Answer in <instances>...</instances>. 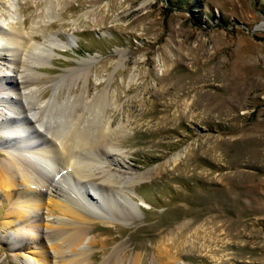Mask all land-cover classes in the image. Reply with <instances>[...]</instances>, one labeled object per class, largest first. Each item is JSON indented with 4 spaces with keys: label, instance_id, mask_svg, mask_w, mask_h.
Wrapping results in <instances>:
<instances>
[{
    "label": "rangeland",
    "instance_id": "1",
    "mask_svg": "<svg viewBox=\"0 0 264 264\" xmlns=\"http://www.w3.org/2000/svg\"><path fill=\"white\" fill-rule=\"evenodd\" d=\"M36 22V43L51 36L56 47L35 74L45 101L59 85L61 98L69 87L89 100L104 94V118L123 129L113 159L150 173L136 195L116 196L124 219L93 220V264L119 248L118 264H264V0H0V31L27 33ZM7 84L0 105L16 99ZM4 111L0 162L14 153L3 131L15 114ZM9 124L19 138L11 143L28 156L25 126ZM14 201L0 191V264H32L14 240L44 226L6 225ZM99 203L94 215L113 219ZM44 247L38 240L33 249Z\"/></svg>",
    "mask_w": 264,
    "mask_h": 264
},
{
    "label": "bare ground",
    "instance_id": "2",
    "mask_svg": "<svg viewBox=\"0 0 264 264\" xmlns=\"http://www.w3.org/2000/svg\"><path fill=\"white\" fill-rule=\"evenodd\" d=\"M12 6L18 9L15 2ZM48 10H53L52 6ZM10 19H13L11 14ZM6 21L9 22L6 19L3 22ZM39 27L40 23L36 22L27 33L0 31V48L11 59L6 61L5 55L0 54V61L6 63L0 81L8 79L6 87L16 96L15 101L7 96L0 105V115L6 117L5 109L15 114L5 118L3 131L14 153H6L0 162V191L15 200L6 216L9 219L6 225L16 227L19 222L25 226L31 220L43 224V228L29 227L24 232L19 231L14 240L17 251L31 252L32 264H93L94 255L88 250L98 243L94 238L87 240L93 220L114 224L115 219H124L128 212L117 202L116 196L128 190L136 195V185L150 173L135 175L123 160L113 159L116 156L114 143L123 129H112L115 120L104 118L107 103L104 94L89 100L87 90L84 95H78L69 87L68 95L61 98L58 92L62 86L59 85L54 89L57 93L45 101V92L40 86L44 81L35 74L43 68L39 61L45 60L56 47L51 36L44 37V44L36 43L33 30ZM62 44L64 46L58 49L64 51L66 43ZM79 76L68 77L69 84ZM65 77H57L49 83L59 84ZM7 103H16L19 107H7ZM21 122L26 129L23 132H27L22 142L28 156L16 150L12 144L17 137L16 130L6 125ZM106 165L115 170L111 171ZM98 200L107 207L113 219L94 215L93 212L102 213ZM38 240L45 245L46 254L33 249ZM123 252L120 248L114 249L101 264H118ZM129 264H140V260L132 257ZM168 264L177 263L173 260Z\"/></svg>",
    "mask_w": 264,
    "mask_h": 264
}]
</instances>
